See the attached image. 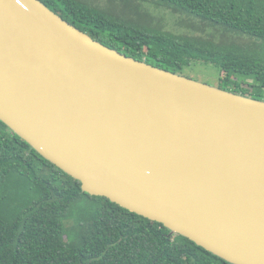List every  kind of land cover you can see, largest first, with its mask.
Returning a JSON list of instances; mask_svg holds the SVG:
<instances>
[{
  "label": "water",
  "instance_id": "95a60500",
  "mask_svg": "<svg viewBox=\"0 0 264 264\" xmlns=\"http://www.w3.org/2000/svg\"><path fill=\"white\" fill-rule=\"evenodd\" d=\"M0 121L83 193L264 264V101L123 55L39 0H0Z\"/></svg>",
  "mask_w": 264,
  "mask_h": 264
},
{
  "label": "trees",
  "instance_id": "16d2710c",
  "mask_svg": "<svg viewBox=\"0 0 264 264\" xmlns=\"http://www.w3.org/2000/svg\"><path fill=\"white\" fill-rule=\"evenodd\" d=\"M93 40L188 77L219 68V88L264 101V0H39ZM119 8V10H117ZM171 19L178 34L151 27ZM0 264H230L103 197L0 121Z\"/></svg>",
  "mask_w": 264,
  "mask_h": 264
},
{
  "label": "rangeland",
  "instance_id": "374dc122",
  "mask_svg": "<svg viewBox=\"0 0 264 264\" xmlns=\"http://www.w3.org/2000/svg\"><path fill=\"white\" fill-rule=\"evenodd\" d=\"M89 4L101 7V8H109V4L107 3V0H86ZM119 10V8H117ZM155 15V14H154ZM169 15H166V19L158 20L159 17L155 15V19L153 21L151 27H158V29L162 31H170L175 34L179 33V30L176 28L174 23L171 21V19L168 17ZM189 78L194 79L196 81H199L201 83L210 85L212 87H218L220 86L219 82V75L220 70L218 67L214 65H198L195 68L189 69L187 72Z\"/></svg>",
  "mask_w": 264,
  "mask_h": 264
}]
</instances>
